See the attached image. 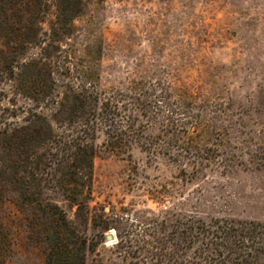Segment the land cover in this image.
Here are the masks:
<instances>
[{
	"label": "rangeland",
	"instance_id": "374dc122",
	"mask_svg": "<svg viewBox=\"0 0 264 264\" xmlns=\"http://www.w3.org/2000/svg\"><path fill=\"white\" fill-rule=\"evenodd\" d=\"M5 2L0 0V222L10 244L3 264H47V243L34 224L39 213L18 201L20 191L36 189L12 179L26 176V161L35 164L53 153L42 149V123L34 115L58 120L56 101L83 86H96L114 114L97 135L92 206L121 218L103 237L87 231L96 237L85 264H168L165 245L183 232L187 217L264 225V0L90 1L59 43L50 38L48 22H28ZM28 38L36 42L28 44ZM135 86L170 88L171 100L184 109L177 120L188 124L171 130L157 97L135 135L133 122V135L108 137L130 130ZM108 140L128 152H106ZM190 145L200 157L229 150L231 168L193 170L192 154L184 151ZM41 193L58 194L49 187ZM154 240L162 246L152 251ZM198 246L187 243L182 256L193 264H230L202 261Z\"/></svg>",
	"mask_w": 264,
	"mask_h": 264
},
{
	"label": "trees",
	"instance_id": "16d2710c",
	"mask_svg": "<svg viewBox=\"0 0 264 264\" xmlns=\"http://www.w3.org/2000/svg\"><path fill=\"white\" fill-rule=\"evenodd\" d=\"M5 1L10 11L21 9L26 14L28 22L35 20L39 25L48 22L49 31L52 33L50 38L59 43L62 38L69 35L71 23L82 14L84 5L90 1L102 0ZM39 30L42 32L41 35L46 34L43 27L39 26ZM38 39L40 42L42 38ZM35 42L36 38H28L26 41L28 44ZM91 87L92 90L90 86H83L79 90L70 89V98L58 99L56 101L58 120L56 118L52 123L44 116L34 115V118L42 123L38 131L42 149L49 148L47 152L53 150V153H48L51 154L49 158L47 153L40 155L35 164L26 161L25 167L28 168H25V172L23 170L26 176L22 177L23 179H12L14 184L36 189V192L30 194L25 190L20 191L18 201L20 204L32 206L39 213L35 217L37 223L34 224L35 229L39 230L47 243V264H85L87 254L94 250V245L90 241L96 237L95 234L90 238L87 231L89 229L97 231V235L103 237L109 229H116V224L121 219L113 212L105 213L103 207L92 206V161L99 152L97 135L103 127L109 126L105 122L107 116L114 114L109 103L100 97L96 86ZM169 91L170 88L158 92L153 88L142 90L135 86L132 114L134 118L131 124L127 125L130 130H113L108 137L122 141L130 134L133 135L131 131L133 122L135 135V126L141 117L149 116L150 101L156 100L157 97L164 103L168 112L165 118L166 125L171 130L185 127L188 123L177 120L184 111L183 106L171 100ZM186 99L190 102L193 100L191 95ZM114 109L120 108L114 106ZM155 115L159 116L160 110H157ZM59 117L64 118L59 120ZM59 121H67V124L57 126L56 123ZM197 121L195 118L191 123ZM102 145L106 152L113 155H123L129 150L121 146V143H112L111 140ZM184 151L192 154L193 170L214 165L226 171L232 166L227 149L216 150L210 156L204 157H200L197 152L201 150L193 145ZM46 160L48 166L44 162ZM46 167H49L48 172H45ZM47 187L56 190L58 194L54 198H42L41 191ZM181 222L183 232L173 235L169 243L164 244L168 264H193L194 262H190L182 254L184 245L195 241L199 245L196 248L198 258L202 261L264 264V225L253 221H204L194 217L183 218ZM121 242L120 239L117 245ZM154 243L148 244L152 251L160 248L161 244L156 240ZM9 244L10 238L6 228L0 222V264H3L6 258Z\"/></svg>",
	"mask_w": 264,
	"mask_h": 264
},
{
	"label": "water",
	"instance_id": "95a60500",
	"mask_svg": "<svg viewBox=\"0 0 264 264\" xmlns=\"http://www.w3.org/2000/svg\"><path fill=\"white\" fill-rule=\"evenodd\" d=\"M106 239H107L108 241L111 240V236L108 235V236L106 237Z\"/></svg>",
	"mask_w": 264,
	"mask_h": 264
}]
</instances>
